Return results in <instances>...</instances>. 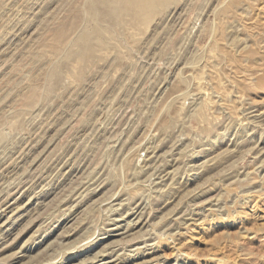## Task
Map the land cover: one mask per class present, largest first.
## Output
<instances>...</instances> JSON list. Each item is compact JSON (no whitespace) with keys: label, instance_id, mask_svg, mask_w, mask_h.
<instances>
[{"label":"rangeland","instance_id":"obj_1","mask_svg":"<svg viewBox=\"0 0 264 264\" xmlns=\"http://www.w3.org/2000/svg\"><path fill=\"white\" fill-rule=\"evenodd\" d=\"M145 2L0 0V264H264V0Z\"/></svg>","mask_w":264,"mask_h":264},{"label":"bare ground","instance_id":"obj_2","mask_svg":"<svg viewBox=\"0 0 264 264\" xmlns=\"http://www.w3.org/2000/svg\"><path fill=\"white\" fill-rule=\"evenodd\" d=\"M146 0H130L131 3L138 5L142 9V5H145ZM6 204V203H5Z\"/></svg>","mask_w":264,"mask_h":264}]
</instances>
